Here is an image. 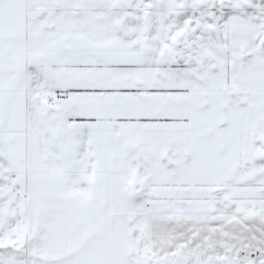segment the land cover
Returning a JSON list of instances; mask_svg holds the SVG:
<instances>
[{
    "label": "snow or ice",
    "instance_id": "6c2138e0",
    "mask_svg": "<svg viewBox=\"0 0 264 264\" xmlns=\"http://www.w3.org/2000/svg\"><path fill=\"white\" fill-rule=\"evenodd\" d=\"M0 264H264V0H0Z\"/></svg>",
    "mask_w": 264,
    "mask_h": 264
}]
</instances>
